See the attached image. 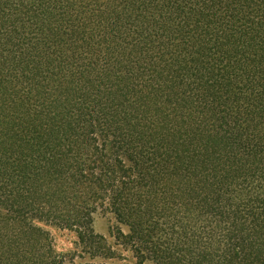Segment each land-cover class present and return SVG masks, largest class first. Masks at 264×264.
Returning a JSON list of instances; mask_svg holds the SVG:
<instances>
[{
    "label": "trees",
    "instance_id": "16d2710c",
    "mask_svg": "<svg viewBox=\"0 0 264 264\" xmlns=\"http://www.w3.org/2000/svg\"><path fill=\"white\" fill-rule=\"evenodd\" d=\"M103 206L141 262L264 264V0H0V264Z\"/></svg>",
    "mask_w": 264,
    "mask_h": 264
},
{
    "label": "rangeland",
    "instance_id": "374dc122",
    "mask_svg": "<svg viewBox=\"0 0 264 264\" xmlns=\"http://www.w3.org/2000/svg\"><path fill=\"white\" fill-rule=\"evenodd\" d=\"M89 217L91 233L97 240L90 242L88 250L71 230L57 228L50 223L38 224V228L47 236L44 243L54 256H62L66 264L71 259L72 264H154L145 260L141 262L131 246L117 235V229L124 236L128 235V229L116 222L107 206L98 207Z\"/></svg>",
    "mask_w": 264,
    "mask_h": 264
}]
</instances>
